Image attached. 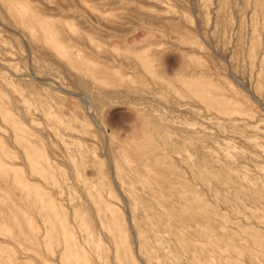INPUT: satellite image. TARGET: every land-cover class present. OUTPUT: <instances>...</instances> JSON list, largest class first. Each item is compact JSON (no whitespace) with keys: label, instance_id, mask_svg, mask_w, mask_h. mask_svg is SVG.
I'll use <instances>...</instances> for the list:
<instances>
[{"label":"rangeland","instance_id":"obj_1","mask_svg":"<svg viewBox=\"0 0 264 264\" xmlns=\"http://www.w3.org/2000/svg\"><path fill=\"white\" fill-rule=\"evenodd\" d=\"M262 218L264 0H0V264H263Z\"/></svg>","mask_w":264,"mask_h":264},{"label":"bare ground","instance_id":"obj_2","mask_svg":"<svg viewBox=\"0 0 264 264\" xmlns=\"http://www.w3.org/2000/svg\"><path fill=\"white\" fill-rule=\"evenodd\" d=\"M3 1V0H2ZM32 1V0H31ZM36 1V0H35ZM60 1V0H59ZM82 1V0H81ZM7 2V1H6ZM8 3V2H7ZM35 3V2H34ZM195 3V2H194ZM13 4H14V2H13ZM37 4V3H36ZM42 4V3H41ZM65 4V3H64ZM193 4V3H192ZM15 5V4H14ZM43 5V4H42ZM158 6V5H157ZM45 7V6H44ZM47 7V6H46ZM73 7V6H72ZM53 9V8H52ZM14 13H16L15 11H14ZM24 15V14H23ZM10 16V15H9ZM42 17V16H41ZM61 17H62V15H61ZM64 17V16H63ZM72 17V16H71ZM12 18V17H11ZM37 18V17H36ZM14 19V18H13ZM42 19H44V18H42ZM160 19V18H159ZM19 20V19H18ZM2 24V23H1ZM58 24V23H57ZM200 25V24H199ZM3 28V27H2ZM1 28V29H2ZM200 28V27H199ZM201 29V28H200ZM12 30V29H11ZM181 30V29H180ZM14 31H15V29H14ZM41 31V30H40ZM15 32H17V31H15ZM14 32V33H15ZM21 33V32H20ZM62 34V33H61ZM23 37V36H22ZM25 41V40H24ZM207 44V43H206ZM26 46H28L27 44H26ZM25 46V47H26ZM11 47V46H10ZM27 48H29V47H27ZM30 52V51H29ZM17 54V53H16ZM222 55V54H221ZM225 55H226V53H225ZM14 56H15V54H14ZM75 58V57H74ZM170 62V61H169ZM30 64V63H29ZM100 65V64H99ZM36 67V66H35ZM116 67V66H115ZM142 67V66H141ZM6 68V67H5ZM11 68V67H10ZM9 68V69H10ZM102 68V67H101ZM104 68V67H103ZM15 69V68H14ZM106 69V68H105ZM3 71V70H2ZM13 71V70H12ZM13 73H15V72H13ZM12 73V74H13ZM21 73V72H20ZM19 73V74H20ZM25 73V72H24ZM33 73V72H32ZM103 73V72H102ZM124 73V72H123ZM29 74V73H28ZM33 75V74H32ZM32 75H30V76H32ZM116 75V74H115ZM20 76H21V74H20ZM29 76V75H28ZM35 76V75H34ZM122 76V75H121ZM120 77V76H119ZM118 77V78H119ZM21 78V77H20ZM37 78H39V77H37ZM36 78V79H37ZM48 78V77H47ZM2 79V78H1ZM72 79V78H71ZM91 79V78H90ZM125 79V78H124ZM242 79V78H241ZM37 80H40V79H37ZM42 80H44V79H42ZM41 80V81H42ZM243 86V85H242ZM60 87V86H59ZM62 87V86H61ZM30 89V88H29ZM31 89H33V88H31ZM56 89V88H55ZM62 89V88H61ZM124 89V88H123ZM193 89V88H192ZM200 89V88H199ZM2 90H4V89H2ZM187 90H188V88H187ZM44 91V90H43ZM67 91V90H66ZM124 91V90H123ZM132 91V90H131ZM176 91V90H175ZM35 92V91H34ZM51 92V91H50ZM84 92V91H83ZM129 92V91H128ZM17 93V92H16ZM68 93H70V92H68ZM75 93V92H74ZM251 93V92H250ZM72 94V93H71ZM80 94V93H79ZM82 94V93H81ZM131 94V93H130ZM74 95H76V94H74ZM84 96H85V94H83ZM34 96V95H33ZM209 96V95H208ZM35 97V96H34ZM80 97H81V95H80ZM135 97V96H134ZM23 98V97H22ZM6 99V98H5ZM256 99V98H255ZM121 100V99H120ZM86 101V100H85ZM25 102V101H24ZM5 103V102H4ZM69 103V102H68ZM89 104H91V103H89ZM48 106V105H47ZM93 107V106H92ZM177 107V106H176ZM38 108V107H37ZM36 108V109H37ZM227 110L229 111V108H227ZM24 111H25V109H24ZM44 111H45V109H44ZM46 111H47V109H46ZM93 111H94V109H93ZM186 111H187V109H186ZM52 112H50V114H51ZM78 113V112H77ZM87 114V113H86ZM46 115V114H45ZM164 115V114H163ZM162 115V116H163ZM88 116H92L93 118L95 117L93 114L92 115H88ZM91 117V118H92ZM79 118V117H78ZM172 118V117H171ZM32 120H34V119H32ZM92 120V119H91ZM96 120V119H95ZM170 121V120H169ZM174 121V120H173ZM84 121L82 120V123H83ZM94 122V121H93ZM101 122V121H100ZM254 122V121H253ZM75 124V123H74ZM94 124V123H93ZM96 124V123H95ZM98 124H99V122H98ZM246 124V123H245ZM79 125V124H78ZM95 126V125H94ZM18 127V126H17ZM79 127V126H78ZM102 127V126H101ZM100 127V129H102ZM132 127V126H131ZM184 127V126H183ZM124 129V128H123ZM169 129V128H168ZM103 130V129H102ZM183 130H184V128H183ZM105 132V131H104ZM105 134V133H104ZM93 135V134H92ZM83 136V135H82ZM50 137V136H49ZM91 137V136H90ZM173 137V136H172ZM73 138V137H72ZM106 138V137H105ZM74 139V138H73ZM92 139V138H91ZM36 140V139H35ZM59 140V139H58ZM105 141H107L106 139H105ZM77 144V143H76ZM102 145V144H101ZM105 145H106V143H105ZM105 147V146H104ZM106 148V147H105ZM70 149V148H69ZM105 150V149H104ZM77 151V150H76ZM101 152H103V151H101ZM5 153V152H4ZM105 153V152H104ZM177 154V153H176ZM180 155V154H179ZM186 155V154H185ZM106 158V157H105ZM107 159V158H106ZM168 159V158H167ZM166 159V160H167ZM170 159V158H169ZM191 159V158H190ZM109 160V159H108ZM182 160V159H181ZM168 161V160H167ZM175 161V160H174ZM193 160H191V162H192ZM43 162V161H42ZM159 162V161H158ZM201 162V161H200ZM108 163V162H107ZM110 164V163H109ZM87 165V164H86ZM109 166V165H108ZM110 167H111V165H110ZM109 167V168H110ZM201 167V166H200ZM147 168V167H146ZM111 169H112V167H111ZM110 169V170H111ZM149 169V168H148ZM181 169V168H180ZM106 171V170H105ZM114 171V170H113ZM112 171V172H113ZM153 171V170H152ZM111 172V171H110ZM119 172V171H118ZM167 172H168V170H167ZM78 173V172H77ZM90 173V172H89ZM106 173V172H105ZM163 173H166V171H164ZM162 173V179H163V182L164 183H166V184H170L171 183V181H170V179H168L167 178V176H165L164 177V174ZM119 174H120V172H119ZM111 175H113V173L111 174ZM107 176V175H106ZM120 176V175H119ZM44 177H45V175H44ZM127 177V176H126ZM114 179L115 178H113V181H114ZM127 179H128V177H127ZM116 180V179H115ZM130 180H132V179H130ZM112 181V182H113ZM95 183V182H94ZM114 183V182H113ZM116 183V182H115ZM132 183V182H131ZM260 183V182H259ZM49 184V183H48ZM114 186H117V185H114ZM119 186V185H118ZM104 187V186H103ZM56 188H58V187H56ZM55 188V189H56ZM87 188V187H86ZM86 188H84V190L86 189ZM115 189H117L116 187H115ZM90 190V189H89ZM92 190V189H91ZM96 190H98V189H96ZM99 191V190H98ZM225 191V190H224ZM118 192H119V189H118ZM117 192V193H118ZM191 192V191H190ZM39 193V192H38ZM41 193V192H40ZM94 193V192H93ZM119 194V193H118ZM123 194H124V196L122 197L120 194V196L119 197H121L122 199L124 198L125 200H123L126 204H127V202L126 201H129V202H132V198L128 195V193L126 192V191H124L123 190ZM183 194V193H182ZM41 195V194H40ZM51 195V194H50ZM91 197H93L92 195H90ZM115 197V196H114ZM89 198V197H88ZM247 198V197H246ZM44 199H46V198H44ZM67 199V198H66ZM54 200V199H53ZM56 200V199H55ZM179 201V200H178ZM56 202V201H55ZM91 202V201H90ZM116 202V201H115ZM82 203V202H81ZM89 203V202H88ZM116 203H118V202H116ZM75 204V203H74ZM152 204V203H151ZM92 205V204H91ZM128 205V204H127ZM64 206V205H63ZM128 206H130V205H128ZM145 206H147V204L145 205ZM54 207H55V209L56 210H58L57 209V203H55L54 204ZM59 207V206H58ZM142 207V206H141ZM140 207V208H141ZM126 208L128 209V207L126 206ZM148 208V207H147ZM153 208V207H152ZM127 209H126V211H127ZM87 210H88V208H87ZM125 210V209H124ZM152 210V209H151ZM85 212V211H84ZM154 212V211H153ZM123 213V212H122ZM125 213H127V212H125ZM42 213H40V215H41ZM128 214H130V213H127V215H125L126 217L128 216L129 218H130V216L128 215ZM44 215V214H43ZM90 215V214H89ZM119 215V214H118ZM131 215V214H130ZM157 215V214H156ZM172 215H173V217L174 218H176L177 219V221H179V222H182V221H184V220H182L183 219V217L184 216H188V218L190 217V219H194V216L190 213V214H187V213H180V212H175V213H172ZM47 216V215H46ZM90 216H92V215H90ZM25 217V216H24ZM101 217V216H100ZM127 217V218H128ZM149 217H151V216H149ZM126 218V219H127ZM129 218H128V220H129ZM132 218V217H131ZM160 218V217H159ZM43 219V218H42ZM164 219V218H163ZM44 220V219H43ZM48 220V219H47ZM42 220L40 219V222H41ZM51 221V220H50ZM74 221H75V219H74ZM130 221H131V219H130ZM137 221V220H136ZM151 221V220H150ZM52 222V221H51ZM64 222V221H63ZM94 222V221H93ZM101 222H103L104 223V221H103V219H101ZM139 222V221H138ZM97 223V222H96ZM87 225H88V223H86ZM131 224V223H130ZM165 224V222H164V220H160L159 221V223H158V226L160 227V226H162V225H164ZM129 225V224H128ZM133 225V224H132ZM132 225H130V226H132ZM90 226V225H89ZM95 226V225H94ZM260 226H262L261 228H263L264 229V219L262 218V220H261V222H260ZM92 227V226H91ZM108 227V226H107ZM183 227V226H182ZM105 228V227H104ZM77 229V228H76ZM90 229V228H89ZM96 229V228H95ZM129 229H130V227H129ZM134 235H135V238L137 239V241L138 242H140V244L142 245V248H149V245H148V240H146L145 238H144V236H143V230H142V227H141V225H139V223L137 224H134ZM132 229V230H133ZM162 229V228H161ZM4 230V229H3ZM131 230V229H130ZM169 230V229H168ZM90 232H92V234H95V231L94 230H92V229H90ZM131 232V231H130ZM42 233H43V231H42ZM101 233V232H100ZM172 233V232H171ZM133 234V233H132ZM150 234V233H149ZM257 234V232H256V230H255V228H253V231H252V236L254 237L255 235ZM97 235V234H96ZM132 236V235H131ZM151 236V235H150ZM124 237V236H123ZM68 238V237H67ZM80 238V237H79ZM78 238V239H79ZM91 238H93V237H91ZM133 238V237H132ZM154 238H155V241H161L162 240V237L160 236V235H156V234H154ZM134 240V239H133ZM7 242V241H6ZM5 242V243H6ZM76 242V241H75ZM167 242V241H166ZM165 242V243H166ZM73 243V242H72ZM93 243V242H92ZM94 243H96L95 241H94ZM168 243V242H167ZM102 244V243H101ZM92 245V244H91ZM137 245V244H136ZM168 245V244H167ZM253 245H254V247L253 248H255V242H253ZM245 246V245H244ZM262 246H263V248H264V243L262 244ZM60 247V246H59ZM76 247V246H75ZM3 248V247H2ZM6 248V247H5ZM137 248V247H136ZM55 249V248H54ZM6 250V249H5ZM47 254V253H46ZM10 255H12V254H10ZM255 255V253L254 252H252V256H254ZM53 256V255H52ZM59 256V255H58ZM135 256H136V254H135ZM152 256V255H151ZM150 256V257H151ZM84 257V256H83ZM4 258V257H3ZM43 259V258H42ZM55 259V258H54ZM73 259V258H72ZM153 259V256L151 257V258H149V260H147V261H144L143 263L144 264H151L152 263V260ZM21 260H23V259H21ZM261 262L264 264V253L262 254V257H261ZM2 262V261H1ZM182 262V261H181ZM142 263V262H141ZM142 263V264H143ZM252 264H256V262L254 261V258H252Z\"/></svg>","mask_w":264,"mask_h":264}]
</instances>
